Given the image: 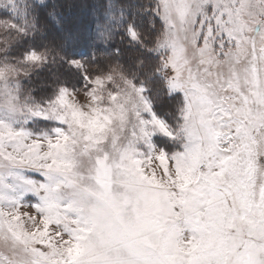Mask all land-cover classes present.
<instances>
[{
  "label": "snow or ice",
  "instance_id": "6c2138e0",
  "mask_svg": "<svg viewBox=\"0 0 264 264\" xmlns=\"http://www.w3.org/2000/svg\"><path fill=\"white\" fill-rule=\"evenodd\" d=\"M0 264H264V0H0Z\"/></svg>",
  "mask_w": 264,
  "mask_h": 264
},
{
  "label": "trees",
  "instance_id": "16d2710c",
  "mask_svg": "<svg viewBox=\"0 0 264 264\" xmlns=\"http://www.w3.org/2000/svg\"><path fill=\"white\" fill-rule=\"evenodd\" d=\"M66 2L69 4V5H72V4H78V3H81V2H85V3H91L93 2V0H66ZM68 15L69 16H72L73 18H75L76 16V10L69 7L68 10ZM81 24L84 26V27H87V28H91L93 26V21H92V18L91 17H83L82 20H81ZM83 51L87 52V49H83Z\"/></svg>",
  "mask_w": 264,
  "mask_h": 264
}]
</instances>
